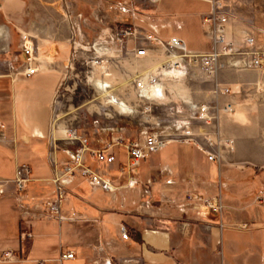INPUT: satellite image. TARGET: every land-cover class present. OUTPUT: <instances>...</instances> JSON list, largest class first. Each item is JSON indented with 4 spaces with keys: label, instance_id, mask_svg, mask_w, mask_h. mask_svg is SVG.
<instances>
[{
    "label": "crops",
    "instance_id": "crops-1",
    "mask_svg": "<svg viewBox=\"0 0 264 264\" xmlns=\"http://www.w3.org/2000/svg\"><path fill=\"white\" fill-rule=\"evenodd\" d=\"M22 1L5 0L4 13L32 41L39 71L26 76L22 66L0 76V182L20 174L29 179L25 208L14 183L0 195V259L6 251L15 256L0 264H264V207L255 204L264 189V70L233 63L212 78L200 76L204 93L185 100L209 104L214 126L206 125L197 143L174 141L143 160L135 189L127 187L123 148L114 150V164L98 163L87 153L86 165L107 174L115 191L95 190L87 179L76 178L66 188L60 221L46 216L45 206L57 198L49 155L53 107L68 65V17L59 7L28 4L23 12ZM210 1L160 0L146 18L134 10L129 28L136 37L164 43L176 37L190 51L209 53L214 43L204 21L213 9ZM227 139L233 149L225 147ZM69 148H56L58 168L69 162ZM190 194L220 201L221 213L197 215L196 204L186 200ZM24 232L32 236L22 240ZM62 251L75 258L57 262Z\"/></svg>",
    "mask_w": 264,
    "mask_h": 264
},
{
    "label": "rangeland",
    "instance_id": "rangeland-1",
    "mask_svg": "<svg viewBox=\"0 0 264 264\" xmlns=\"http://www.w3.org/2000/svg\"><path fill=\"white\" fill-rule=\"evenodd\" d=\"M4 1L0 0V76L16 73L28 61L21 50L22 37L27 36L7 20ZM23 1L20 4L23 12L28 4L59 7L68 17V65L55 99L52 118V142L58 148L69 146V151H74L77 148L71 136L74 132L95 141V136H101L102 130H107L104 138H110L108 134L112 133L135 140L142 131H154L172 135L178 141L197 143L198 135L205 133L204 127L214 124L215 119L209 124L198 120L191 107L201 104H188L185 99L203 94L198 86L200 76L212 78L220 67L210 73L201 58L184 57V52L170 51L147 35L124 36L123 31L131 27L128 25L133 21L134 10L140 11L142 18L151 15L155 4L149 0ZM219 2L218 12L224 19V25L218 32L221 39L217 48L220 62L231 65L233 62L227 60L264 54V0ZM137 12H134L136 16L139 15ZM11 29L17 34L16 49L13 48ZM212 32L209 26V36ZM139 47L147 50L142 57L136 55ZM210 49L212 51L207 54L215 52L214 45ZM172 55L181 59H172ZM37 56L35 53L36 60ZM171 72L172 75H167ZM148 74L162 79L163 100L152 94L151 98L139 96L135 82ZM97 82L106 88L100 89ZM112 98L124 103L129 113L121 114L110 103ZM209 110L215 117V110ZM187 131L191 134L185 135Z\"/></svg>",
    "mask_w": 264,
    "mask_h": 264
},
{
    "label": "built area",
    "instance_id": "built-area-1",
    "mask_svg": "<svg viewBox=\"0 0 264 264\" xmlns=\"http://www.w3.org/2000/svg\"><path fill=\"white\" fill-rule=\"evenodd\" d=\"M152 4H157L160 0H149ZM212 12L208 18L205 19L204 24L208 27H212L211 40L214 43L215 52L213 54H207L203 52H195L188 50L186 43L179 38H172L168 43L154 39L153 37H148L150 40L156 41L158 44L166 46V48L173 52H184V57L191 58H201L205 66L208 68L209 72L212 73L218 67H222L223 64L220 62V55L217 54V48L220 43V36L218 32L221 27L224 25V19H221V15L218 12L219 0H211ZM125 37H136L137 32L133 28H127L123 31ZM21 50L28 57V61L25 63L24 74L26 76L35 75L39 71V67L36 63L35 58V47L32 41L23 36L21 42ZM143 51V53H139ZM145 47H139L137 49V56L142 57L146 54ZM247 57H239V59L233 61L236 65H242L246 68L251 69H262L264 70V54H251L246 55ZM135 86L139 92L140 97H146V93L152 94L156 99L163 100L164 92L162 87V80L159 76L146 75L139 78L135 82ZM224 93H229V88L222 89ZM191 108L195 110V116L198 120L209 124L213 121L215 117L210 114V108L206 105H194ZM4 130V125L0 121V134ZM107 130H102V135L95 139L94 143L86 136H79L77 132H74L72 136V141L76 144L77 148L74 151L66 150V153L69 155V162L66 163L62 168L57 167V163L54 157V152L57 148L56 143H50V160L54 168V177L51 182L55 185L57 198L55 201L47 203L45 206V215L50 218H56L62 220L60 215V207L64 199L67 197L66 188L78 177H83L87 179L93 189L102 190L104 192H114L115 187L112 184L111 179L107 174L95 172L92 168L88 167L85 163L86 154H90L91 158L98 163H108L114 164L116 162V155L114 150L116 148H123L127 155V162L124 168L126 175L128 177L127 187L129 189H135L139 184V180L136 174L137 169L141 166L143 160L151 157L153 154L163 151L167 146L174 142L178 141L177 138H173L172 135H163L154 131H142L139 137L135 140H125L121 136H114L111 133L110 138H104L103 135ZM110 132V131H109ZM185 135H190L191 132L187 131ZM225 147L227 149H233L234 143L232 140L227 139L225 141ZM203 150V148H201ZM209 161H216L217 156L211 153H207ZM29 179L25 175H18L14 181H1L0 182V195H5V187L11 183L16 185L20 196L18 201L21 208L24 207V197ZM187 201H193L196 206V213L199 216L205 217L209 215L208 211H214L221 213L223 205L220 201L213 202L211 200L205 199L196 195H188ZM255 204L259 207H264V189H261L255 196ZM242 230H248L247 225L240 226ZM32 235L30 233L24 232L21 235L22 240L30 238ZM122 238L128 239V234L125 229H122ZM14 253L12 251H6L3 257L0 259L2 262H12L14 260ZM75 258V253L70 251H62L58 260L59 263H62L65 260H71ZM46 261H40L39 264H46ZM105 264H111L106 262Z\"/></svg>",
    "mask_w": 264,
    "mask_h": 264
},
{
    "label": "bare ground",
    "instance_id": "bare-ground-1",
    "mask_svg": "<svg viewBox=\"0 0 264 264\" xmlns=\"http://www.w3.org/2000/svg\"><path fill=\"white\" fill-rule=\"evenodd\" d=\"M171 58L172 59H181V57H178V56H175V55H172L171 56ZM176 72H178V71H176ZM179 73H181V72H179ZM173 73L171 72V73H167V75H172ZM182 74V73H181ZM97 86L101 89L102 88V90H104V88H106L105 87V85L103 84V83H101V82H97ZM109 86V85H108ZM107 88H109V87H107ZM103 92V91H102ZM105 92V91H104ZM107 93V92H106ZM147 98H151L152 97V95L151 94H149V93H146V95H145ZM110 103H112V104H114L117 108H118V110L121 112V114H127V113H129V108L124 104V103H122V102H119V101H117V100H115L114 98H112V101H110Z\"/></svg>",
    "mask_w": 264,
    "mask_h": 264
},
{
    "label": "trees",
    "instance_id": "trees-1",
    "mask_svg": "<svg viewBox=\"0 0 264 264\" xmlns=\"http://www.w3.org/2000/svg\"><path fill=\"white\" fill-rule=\"evenodd\" d=\"M128 26H132V25L129 24ZM11 35L13 39V48L16 49L18 42L16 38L17 34L14 32V29H11Z\"/></svg>",
    "mask_w": 264,
    "mask_h": 264
}]
</instances>
